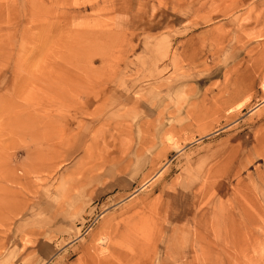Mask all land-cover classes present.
<instances>
[{
    "label": "rangeland",
    "instance_id": "374dc122",
    "mask_svg": "<svg viewBox=\"0 0 264 264\" xmlns=\"http://www.w3.org/2000/svg\"><path fill=\"white\" fill-rule=\"evenodd\" d=\"M264 0H0V264H264Z\"/></svg>",
    "mask_w": 264,
    "mask_h": 264
},
{
    "label": "bare ground",
    "instance_id": "6f19581e",
    "mask_svg": "<svg viewBox=\"0 0 264 264\" xmlns=\"http://www.w3.org/2000/svg\"><path fill=\"white\" fill-rule=\"evenodd\" d=\"M262 88H264V86H263ZM263 90H264V89H263Z\"/></svg>",
    "mask_w": 264,
    "mask_h": 264
}]
</instances>
